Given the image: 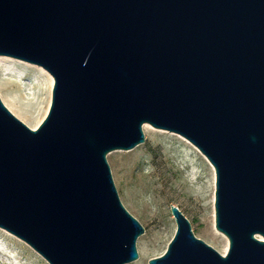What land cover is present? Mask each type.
Instances as JSON below:
<instances>
[{"label": "water", "instance_id": "1", "mask_svg": "<svg viewBox=\"0 0 264 264\" xmlns=\"http://www.w3.org/2000/svg\"><path fill=\"white\" fill-rule=\"evenodd\" d=\"M0 56L54 79L36 129L0 97V228L49 264L138 260L107 156L149 124L212 164L229 241L222 255L172 205L149 264H264V0H0Z\"/></svg>", "mask_w": 264, "mask_h": 264}, {"label": "rangeland", "instance_id": "2", "mask_svg": "<svg viewBox=\"0 0 264 264\" xmlns=\"http://www.w3.org/2000/svg\"><path fill=\"white\" fill-rule=\"evenodd\" d=\"M1 68L0 65L3 89L8 91V96L12 93L21 109L30 113L31 119L24 123L31 129L38 128L51 105L50 91L37 88L38 83L46 82V76L36 71V76L28 74L21 78ZM33 120L37 124L34 125ZM144 135L145 142L136 148L116 150L107 156L122 204L144 228L143 235L137 240L139 258L130 264H149L151 259L166 252L177 228L171 213L172 205L190 221L197 238L225 255L229 245L225 253L227 242L215 228V170L212 171L192 143L176 133L150 125L144 129ZM4 231L9 233L0 228V246L11 252L15 264H49L24 241L12 234L21 243ZM0 264L12 262L7 256L0 255Z\"/></svg>", "mask_w": 264, "mask_h": 264}, {"label": "bare ground", "instance_id": "3", "mask_svg": "<svg viewBox=\"0 0 264 264\" xmlns=\"http://www.w3.org/2000/svg\"><path fill=\"white\" fill-rule=\"evenodd\" d=\"M0 65L2 66V70L8 73H13V74H18L19 77L23 78L26 77L28 74H33V76H36V71H40L43 75L46 76V82L45 83H38V87H40V89L38 90H47L50 91L49 95H50V100H51V91H52V87H53V77L46 72L43 68H41L40 66H36L33 64H30L28 62L19 60V59H15L12 57H7V56H0ZM1 72V71H0ZM5 74V73H4ZM29 76V75H28ZM31 76V75H30ZM39 77V76H38ZM35 80V79H34ZM1 82V81H0ZM32 88V87H31ZM36 90V89H35ZM1 91L3 93H1ZM34 91V90H33ZM8 92V91H7ZM7 92L3 89L1 83H0V97L3 101V103L5 104V106L18 118L20 119L22 122L27 123V120L31 119L30 113L21 109L22 106L18 105V101L12 96V93H10L11 96L7 95ZM12 92V91H11ZM34 93V92H33ZM40 93V92H38ZM9 94V93H8ZM15 94V92L13 93ZM37 95V94H35ZM39 96V95H38ZM37 96V97H38ZM46 98V97H45ZM21 100V99H20ZM43 100V99H42ZM48 100V99H46ZM41 103V102H40ZM20 104V103H19ZM27 104V103H25ZM24 105V104H23ZM32 123L35 125L37 124L35 120L32 121ZM150 128L149 124L144 125L143 129H148ZM186 143L190 144L187 140L185 141ZM191 145V144H190ZM192 146V145H191ZM209 164V166L211 167L212 171L214 172V167L212 166V164L209 162V160L194 146H192ZM3 231V230H2ZM4 233H6L8 236L18 240L19 242L23 243L21 240H19L18 238L14 237L12 234L7 233L4 231ZM216 233L220 236H222L226 242H227V247L225 249V253L228 250V239L221 234L220 232H218V230H216ZM25 244V243H24ZM0 255L2 256H7L9 259H11L12 264H15V259L14 257H11V252L2 248L0 246Z\"/></svg>", "mask_w": 264, "mask_h": 264}]
</instances>
